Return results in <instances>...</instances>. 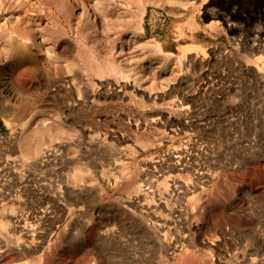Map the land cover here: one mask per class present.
I'll use <instances>...</instances> for the list:
<instances>
[{
	"label": "rangeland",
	"instance_id": "1",
	"mask_svg": "<svg viewBox=\"0 0 264 264\" xmlns=\"http://www.w3.org/2000/svg\"><path fill=\"white\" fill-rule=\"evenodd\" d=\"M0 264H264V0H0Z\"/></svg>",
	"mask_w": 264,
	"mask_h": 264
},
{
	"label": "bare ground",
	"instance_id": "2",
	"mask_svg": "<svg viewBox=\"0 0 264 264\" xmlns=\"http://www.w3.org/2000/svg\"><path fill=\"white\" fill-rule=\"evenodd\" d=\"M157 46L158 47H160L158 44H157ZM110 65H111V63H110ZM116 66H118V65H116V62L114 63H112V67H111V71H113V72H117V73H119L120 72V70H118L119 69V66H118V68L116 67ZM108 71V70H107ZM119 71V72H118ZM99 72V71H98ZM102 72H103V70H102ZM122 73V72H121ZM120 76H123L122 74L120 75ZM125 76V75H124ZM31 123H30V121H26V122H24L23 124H22V130H21V132L20 133H22L23 134V140L25 141V144H26V146H27V149L30 151V152H32V148H33V142L35 141L36 142V140H38V137H35V135H36V131L34 132L35 134H33V132L31 131V129H30V127H31ZM38 132V131H37ZM38 133H40V132H38ZM22 136V135H21ZM38 142V141H37ZM23 143V142H22ZM37 144V143H36ZM39 144V143H38ZM32 147H31V146ZM30 146V147H29ZM25 148V147H24ZM50 149L51 148H49L48 146L47 147H45V148H43L42 150H41V156L42 157H47L48 155H49V152H50ZM27 150V151H28ZM40 151V150H39ZM29 153V152H28ZM32 154V153H31ZM33 155V154H32ZM42 160H45V159H42ZM181 165H183V166H185V163H182ZM153 167H155V165H153ZM159 171H161V174L163 173V170L161 169V167L159 166ZM203 178V177H202ZM203 181H205V180H203ZM202 182V181H201ZM197 187H198V185L197 184H193L192 186H191V188H192V190H196L197 189Z\"/></svg>",
	"mask_w": 264,
	"mask_h": 264
}]
</instances>
